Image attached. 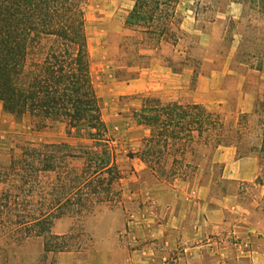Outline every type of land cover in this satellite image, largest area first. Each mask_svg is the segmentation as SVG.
I'll list each match as a JSON object with an SVG mask.
<instances>
[{
  "label": "rangeland",
  "instance_id": "obj_1",
  "mask_svg": "<svg viewBox=\"0 0 264 264\" xmlns=\"http://www.w3.org/2000/svg\"><path fill=\"white\" fill-rule=\"evenodd\" d=\"M133 5L87 0L93 79L123 178L113 202L56 221L54 233L75 237L68 264H264L259 158L235 147L199 149L188 154L187 176L157 177L137 157L150 131L134 116L150 95L201 103L228 119L252 112L264 91V0H179L168 40L127 28ZM19 123L0 131V167L28 141L77 143L63 123L43 131L28 117ZM17 246L8 259L0 253V264H38L43 239ZM56 255L44 264H60Z\"/></svg>",
  "mask_w": 264,
  "mask_h": 264
},
{
  "label": "trees",
  "instance_id": "obj_2",
  "mask_svg": "<svg viewBox=\"0 0 264 264\" xmlns=\"http://www.w3.org/2000/svg\"><path fill=\"white\" fill-rule=\"evenodd\" d=\"M133 1L127 28L159 40L175 37L179 0ZM86 8L87 0H0L3 110L18 120L28 117L37 131L63 123L77 140L25 142L0 167V253L6 259L31 239H43L38 264L49 253L70 251L75 237L54 233L56 221L86 218L116 200L123 170L93 79ZM134 116L150 131L137 157L157 177L187 176L189 153L225 146L255 154L264 177V91L252 112L231 119L201 103L151 95Z\"/></svg>",
  "mask_w": 264,
  "mask_h": 264
},
{
  "label": "crops",
  "instance_id": "obj_3",
  "mask_svg": "<svg viewBox=\"0 0 264 264\" xmlns=\"http://www.w3.org/2000/svg\"><path fill=\"white\" fill-rule=\"evenodd\" d=\"M19 128V120L14 115L4 111L2 105L0 104V131L9 132L18 130ZM56 259L60 264H68L76 260L71 253L67 252L57 253Z\"/></svg>",
  "mask_w": 264,
  "mask_h": 264
}]
</instances>
